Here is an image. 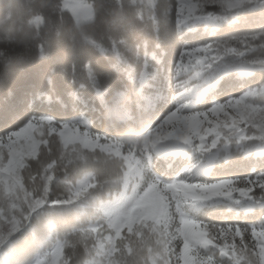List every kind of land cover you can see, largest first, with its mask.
<instances>
[{
    "label": "snow or ice",
    "instance_id": "snow-or-ice-1",
    "mask_svg": "<svg viewBox=\"0 0 264 264\" xmlns=\"http://www.w3.org/2000/svg\"><path fill=\"white\" fill-rule=\"evenodd\" d=\"M52 14L55 31L43 6L26 20L40 59L66 23L80 43L70 77L41 68L0 126V264H264V0H57ZM106 15L155 42L116 38ZM113 74L153 114L135 147L97 115Z\"/></svg>",
    "mask_w": 264,
    "mask_h": 264
},
{
    "label": "trees",
    "instance_id": "trees-1",
    "mask_svg": "<svg viewBox=\"0 0 264 264\" xmlns=\"http://www.w3.org/2000/svg\"><path fill=\"white\" fill-rule=\"evenodd\" d=\"M116 2L117 0H95L98 11L107 4H111L115 8ZM123 2H127V0H123ZM170 2L173 0H158L162 6ZM56 3L57 0H0V126L13 122L14 113L22 109L26 103L30 86L33 83L43 82L41 68L46 72L48 68L55 66L57 72L54 78L59 80L62 74L61 68L65 65L68 67L70 77V62L75 57L76 49L80 43L81 28L70 23L63 25L62 31L66 33L63 47L54 51L52 56L44 60L40 59L38 52L32 47L35 42L27 39L31 31L26 23L28 13L41 6L44 8V14L50 16V20L45 24L42 32L56 30L58 21L52 14ZM103 20L106 25L111 23L114 28L121 29L122 31L114 33L115 37L123 38L129 44L139 43L144 38H147L150 44L155 42L150 24L136 21L131 28L123 31L128 26V21H121L113 15L103 16ZM197 31L202 32L203 28L198 27ZM188 38L194 40L196 37L193 34H188ZM126 54L131 55L130 53ZM57 56L61 57L59 61L56 59ZM6 58L8 59L6 60ZM111 83L118 88L108 97L109 103L104 112L97 113L102 125L133 124L138 128L137 112L139 109L137 103L131 108L126 106L123 99L126 89L122 87L120 78L115 74L112 76ZM5 97H7L6 103ZM109 109L121 113L120 119L117 120L115 116L108 115ZM93 131H101L100 126L97 125ZM112 191L115 193L116 189H112ZM105 195H107V191ZM82 253L83 249L78 251L74 260H78Z\"/></svg>",
    "mask_w": 264,
    "mask_h": 264
},
{
    "label": "clouds",
    "instance_id": "clouds-1",
    "mask_svg": "<svg viewBox=\"0 0 264 264\" xmlns=\"http://www.w3.org/2000/svg\"><path fill=\"white\" fill-rule=\"evenodd\" d=\"M125 93L123 96L124 101L126 102V106L131 108L133 105L137 103L136 93L134 91L133 85L130 83L125 86ZM108 115L115 116L117 120L120 119L121 113L109 109ZM138 116V124L139 127L137 128L133 124L123 125L114 123L112 125L104 124V128L110 131L111 135L118 139H122L125 143L132 145L133 147L136 146V142L145 134V125L150 123L152 120L153 114L151 112H145L139 110L137 112Z\"/></svg>",
    "mask_w": 264,
    "mask_h": 264
},
{
    "label": "rangeland",
    "instance_id": "rangeland-1",
    "mask_svg": "<svg viewBox=\"0 0 264 264\" xmlns=\"http://www.w3.org/2000/svg\"><path fill=\"white\" fill-rule=\"evenodd\" d=\"M83 247L82 246H79L75 249V252H74V255L72 257V259L74 260V257L77 255L78 251L82 250ZM69 264H71V260H69Z\"/></svg>",
    "mask_w": 264,
    "mask_h": 264
}]
</instances>
